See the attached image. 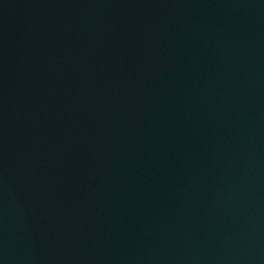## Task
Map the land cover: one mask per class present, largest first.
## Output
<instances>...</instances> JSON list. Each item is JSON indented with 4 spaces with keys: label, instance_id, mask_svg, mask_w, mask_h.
Listing matches in <instances>:
<instances>
[{
    "label": "water",
    "instance_id": "obj_1",
    "mask_svg": "<svg viewBox=\"0 0 264 264\" xmlns=\"http://www.w3.org/2000/svg\"><path fill=\"white\" fill-rule=\"evenodd\" d=\"M0 264H264V0H0Z\"/></svg>",
    "mask_w": 264,
    "mask_h": 264
}]
</instances>
